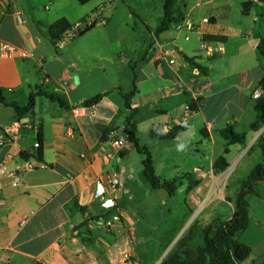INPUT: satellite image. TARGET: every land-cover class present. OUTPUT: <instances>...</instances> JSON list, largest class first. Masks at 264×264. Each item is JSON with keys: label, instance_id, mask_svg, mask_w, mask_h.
<instances>
[{"label": "crops", "instance_id": "1", "mask_svg": "<svg viewBox=\"0 0 264 264\" xmlns=\"http://www.w3.org/2000/svg\"><path fill=\"white\" fill-rule=\"evenodd\" d=\"M246 1L254 2L249 13L241 9V20L233 19L235 7H243ZM176 8L184 13L182 22L194 25L186 30L201 42L200 47L204 35L223 39L210 41L221 45L223 51L209 58H221L225 64L234 56H245L249 46L253 61L212 78L209 73L218 67L205 65L197 48L190 52L180 44L172 50L167 31L156 33L164 3L155 22L130 7L127 19L136 14L150 36L149 42L138 46L129 44L134 38L128 35L107 33L119 10L115 0L84 4L78 0H0V88L8 104L20 107L27 106L31 94L36 93L34 107L21 117L12 106L0 104V136L8 140L0 148V165L9 167L8 173H0V264H160L174 248L166 254L168 246L156 258L145 261L136 243V235L143 232L145 209L135 211L130 203L149 181L145 156L139 154L136 159L134 143L130 146L125 139L131 125L136 127L141 147L149 150L152 145H162L168 176L159 175L161 179L175 180L182 187L187 179L197 181L191 191L190 185L186 188L187 201L195 206L203 202V153L207 157L208 142L212 145L215 134L222 136L221 130L228 125L237 132L242 125L248 129L239 132L247 134L246 144H232L224 154L229 166L230 155H236L234 165L239 166L245 147L264 134L263 128L251 130L257 118L253 93L264 76V57L258 49L264 39V0H222L205 11L197 3L187 8L177 0ZM95 14L107 25L103 34L93 36L104 43L106 53L100 55L88 48L86 34L62 46L52 43L49 28L53 23L66 19L74 24ZM178 24L169 29L171 36ZM3 45L9 49L3 50ZM160 51L165 52L162 59L156 56ZM136 54L138 58L133 57ZM192 58L205 70L193 64ZM171 59L175 62L170 63ZM204 85H209V91L201 93ZM133 90L136 93L127 107L124 95ZM100 94L103 97L97 104H85ZM192 101L198 103L197 110L185 118V106ZM14 122L19 126L9 136L6 128ZM179 125L185 129L175 138H162ZM142 135L150 136V146H142ZM116 138H123L126 145L115 148L112 142ZM41 146L42 159L38 156ZM257 148L261 149L260 145ZM22 152L29 157L24 158ZM216 159L211 157V162ZM27 162L33 163L34 169L23 170ZM42 164L46 166L40 167ZM113 173L122 183L116 188L108 186V176ZM16 174L21 179L13 186ZM104 187L102 198L98 194ZM151 187L165 190L155 195L158 206L176 194ZM188 206L193 213L194 208ZM107 221L113 225L107 226ZM153 228L156 231L157 226Z\"/></svg>", "mask_w": 264, "mask_h": 264}, {"label": "rangeland", "instance_id": "2", "mask_svg": "<svg viewBox=\"0 0 264 264\" xmlns=\"http://www.w3.org/2000/svg\"><path fill=\"white\" fill-rule=\"evenodd\" d=\"M115 1L119 2V10L113 19V25L107 29V33H111L112 35L123 33L128 35L130 39L134 38L133 42H129L130 45L134 44L139 46L141 43L145 44L146 42H149L150 36L148 29L142 24L139 17L135 14L132 15L131 19H127V15L130 13L131 7L137 10V12L145 14L152 22H155L156 15L159 9L163 6L164 0ZM221 1L222 0H202L199 2V0H178L179 4H186L187 8H190L196 3L197 5H202L203 11L209 7L212 8L220 5ZM241 9H243L242 6L235 7L234 12H232L233 19L241 20L243 17ZM198 10L199 9L197 8L195 9L196 12ZM216 10L220 11L221 9L219 8ZM127 22L128 26H126ZM239 22L242 24V21ZM106 28L107 25H97L84 35L85 37L88 36L86 38V46L90 49H95L97 53H101L100 55L106 53L107 49L104 47L103 42L97 41L94 37L97 35L100 36V33L103 34V29ZM172 31L174 33L173 36L170 35L171 31L169 30L165 33L169 36L171 41L169 48L175 50V47L180 44L184 45L186 50H190V52L193 48H197V52L204 58L205 65L211 66V68L215 66L218 67L216 71H211L209 73L210 75L212 74V78L219 74L231 73L237 68H241L247 63L253 61L252 47L248 46L247 51L246 48L244 49L246 51L244 54L245 56H234L227 63H221V58L211 59L208 57L206 51L200 47L201 42L195 39V36L191 31L186 30V28L179 30L177 29V25L172 28ZM186 35L190 37L187 40L185 39ZM84 36L77 39H81ZM187 45L190 49L186 47ZM174 52L175 56L182 60L180 54H178L177 51ZM255 53L260 57L258 51ZM138 56L139 54H136L133 57L138 58ZM88 59L92 61L91 57ZM221 67L226 68L223 70ZM227 67L230 68L227 69ZM220 69H222L223 72ZM43 100L47 102L45 98H43ZM245 119L247 120V118ZM262 128L263 131H261V133L264 132V125ZM238 131H248V129L244 128L242 125ZM259 137L255 144L245 147L243 153V156L245 157L239 166L234 165L236 155L232 154L229 156L230 166L222 172L215 171L214 164L216 160L211 162V157L218 158L224 154L225 140L220 134L216 133L212 145L208 142L207 157L203 153V202L200 203L199 206H195L192 201H187L186 188L190 185L189 190L191 191L194 189L197 186V181L195 179H187L184 181L186 186L183 187L178 184L175 196H168L165 203L160 204V206L156 203L155 195L163 193L165 190H155L151 187L149 182H145L146 186H142L139 189L137 199L130 203V206H132L133 209L136 208L135 211L142 212V210L145 209L141 217V220L143 218L142 221H144L143 227L140 228L143 232H139L136 235V243H138V247L142 251L145 261H150L156 258L162 254L168 246L169 249L166 251V254L172 248L177 249L179 247L177 242L182 238L188 243L187 252L189 254L193 253L194 248L203 244L201 229L213 223L215 220H226L228 218L232 210H235L236 208L237 195L243 189L251 171L257 164L263 161L261 154L262 150L257 148L259 145ZM125 139L130 146H133V143L128 137ZM140 143L142 146H145L146 144L150 146L152 144L150 136L142 135ZM149 150L157 167L156 174L166 178L168 176V171L164 169V164L166 163L167 156L163 151L162 145L157 147L152 145L149 147ZM134 151V157L136 159L139 154L145 156L143 153L138 152V150ZM165 180L169 181V179ZM254 191V194H249L247 196L250 209L249 226L238 237L240 242L248 244L252 248L250 257L242 264H264V182L256 183L254 185ZM150 193H153V196H151ZM188 205H190L191 208H194L193 213H191V209ZM208 219L215 220L209 221ZM154 225L157 226L156 231L153 228Z\"/></svg>", "mask_w": 264, "mask_h": 264}, {"label": "trees", "instance_id": "3", "mask_svg": "<svg viewBox=\"0 0 264 264\" xmlns=\"http://www.w3.org/2000/svg\"><path fill=\"white\" fill-rule=\"evenodd\" d=\"M84 4L91 0H78ZM177 0H164V16L159 23L156 33L168 31L172 25L178 24L184 20V13L182 10L176 8ZM254 5L253 1H246L243 3V13L248 14ZM70 24L66 19H60L53 23L49 28L52 43L56 46L57 42L62 38L63 34L71 28ZM95 27V26H94ZM94 27H91L81 35L86 34ZM221 37L215 35H204V41H222ZM258 49L264 57V39L260 42ZM201 71L205 70V67L195 62V59H190ZM258 89L261 90V96L256 100L255 110L257 112L256 120L251 124V130L259 131L264 125V76L261 79ZM136 93L133 90L131 93L125 94L126 106L130 107V99ZM38 94H41L38 92ZM36 93L31 94L29 103L25 107H20L16 103L8 104L4 96L3 90L0 88V104L12 106L18 115L21 117L26 112L34 107ZM52 99H59L50 95ZM103 95H97L85 102V104L93 105L97 104ZM63 105L65 103L61 101ZM197 102H190L192 110H197ZM185 129V125H179L171 129L167 134L163 135L162 138H175V136L182 130ZM223 138L226 140V147L224 154L229 153V146L232 144H246L247 134L242 132L239 133L234 130L233 126L228 125L226 128L221 130ZM42 128H39V140L42 142ZM129 139L134 143L136 149L145 155L143 164L145 167V175L148 181L154 188L166 189L169 194L174 195L177 192L178 186L175 180L168 181L162 180L155 170L153 158L151 153L146 147L139 145L136 127L131 125V131ZM259 145L262 149L263 161L255 166L248 176L243 189L238 193L236 198V208L233 216L228 220H215L213 223L203 227L201 234L203 238V244L194 248L193 253L189 254L187 251L188 243L183 240L177 242L178 248L173 249L169 254L161 261L160 264H242L248 259L252 253V248L245 243L239 241L238 237L245 231L250 223V209L247 201L249 194H254V185L259 182H264V134L259 137ZM219 156L214 164L216 172H222L229 167V162L225 155ZM21 155L24 158H28L29 154L22 152ZM39 158L43 157V147L41 146L38 151ZM190 189V187H189ZM188 189V190H189ZM41 264V263H37Z\"/></svg>", "mask_w": 264, "mask_h": 264}, {"label": "built area", "instance_id": "4", "mask_svg": "<svg viewBox=\"0 0 264 264\" xmlns=\"http://www.w3.org/2000/svg\"><path fill=\"white\" fill-rule=\"evenodd\" d=\"M105 23V19H100L98 17V14H95L94 16L91 17H87L85 19L79 20L77 22H75L74 24H72L71 28L69 30L66 31V33H64V35L62 36V38L57 42V44L59 46H62L63 44H65L67 41L75 39L77 37H79L82 33L86 32L88 29H90L91 27L97 26L99 24H104ZM178 29L181 30L183 28H187L188 30H192L194 25L190 22H182L179 23L177 25ZM3 50L9 49L8 45H3L2 47ZM202 49H204L207 53L208 56L212 57L215 56L219 53H221L223 51V47L221 45H216L213 42L210 41H205L202 44ZM157 58L162 59L165 56V52L160 51L156 53ZM170 63H174L175 61L173 59L169 60ZM209 85H204L201 87V93L205 90L208 89ZM203 89V90H202ZM261 96V90H256L253 93V98L258 99ZM192 108L190 103L186 104L185 106V118L189 117V115L192 113ZM19 126V122H14L12 125H10L9 127L6 128V133L11 136L15 133V127L17 128ZM115 134V132L113 133ZM8 140L4 137L0 136V148L7 142ZM113 146L115 148H120L126 145V142L123 138H116L113 140ZM40 144L39 143H35V147H39ZM45 164H42L40 167H45ZM34 164L31 162H27L24 167L23 170L27 171V170H32L34 169ZM9 171V167L5 164V165H0V173L4 174V173H8ZM14 176V182H13V186H18L20 183V174H16L13 175ZM122 183L120 182V180L118 179L116 174H110L108 176V186L112 187V188H116L117 186H121ZM106 192V188L104 187L103 189L100 190L99 192V196H101L102 198H104ZM113 204V202H111L110 204H107V207H110ZM117 218V217H116ZM107 226H112L113 222L112 221H107L106 223Z\"/></svg>", "mask_w": 264, "mask_h": 264}]
</instances>
